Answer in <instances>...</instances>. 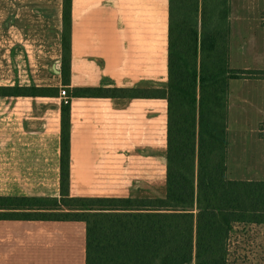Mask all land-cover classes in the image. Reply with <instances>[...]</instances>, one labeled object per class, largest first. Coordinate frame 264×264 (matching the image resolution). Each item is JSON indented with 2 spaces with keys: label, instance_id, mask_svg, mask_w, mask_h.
<instances>
[{
  "label": "crops",
  "instance_id": "1",
  "mask_svg": "<svg viewBox=\"0 0 264 264\" xmlns=\"http://www.w3.org/2000/svg\"><path fill=\"white\" fill-rule=\"evenodd\" d=\"M169 2L70 0L68 89L164 90ZM229 6V68L264 72V0ZM62 23L63 0H0V88H63ZM69 104L70 197L165 198L164 99ZM61 105L0 96V197H59ZM227 106V178L264 182V79L229 81ZM85 244L83 222L0 220V264H85Z\"/></svg>",
  "mask_w": 264,
  "mask_h": 264
},
{
  "label": "trees",
  "instance_id": "2",
  "mask_svg": "<svg viewBox=\"0 0 264 264\" xmlns=\"http://www.w3.org/2000/svg\"><path fill=\"white\" fill-rule=\"evenodd\" d=\"M223 32H205L206 0H170L168 84L164 90L73 88L71 98L164 99V199L72 198L70 104L61 105L60 195L0 197V220L83 222L85 264H228L235 226H264V182L227 178L228 83L264 79L229 68V0ZM70 0H63L61 77L70 86ZM200 27V30H199ZM204 30V31H203ZM56 88H0L5 97H55Z\"/></svg>",
  "mask_w": 264,
  "mask_h": 264
},
{
  "label": "rangeland",
  "instance_id": "3",
  "mask_svg": "<svg viewBox=\"0 0 264 264\" xmlns=\"http://www.w3.org/2000/svg\"><path fill=\"white\" fill-rule=\"evenodd\" d=\"M222 1L223 0H206V4L210 10H208V24L204 30L210 35L214 31L222 33L224 30L223 24L219 27V23L222 22L221 20L223 18L224 8L221 4ZM249 8H251L249 12L253 14L252 10H258L259 8L262 10L264 7ZM249 119L252 120L253 118ZM237 135L238 133L231 132L230 141L233 142L234 138H237ZM240 178L243 177L240 176ZM230 237L227 257L228 264H264V226H235Z\"/></svg>",
  "mask_w": 264,
  "mask_h": 264
},
{
  "label": "built area",
  "instance_id": "4",
  "mask_svg": "<svg viewBox=\"0 0 264 264\" xmlns=\"http://www.w3.org/2000/svg\"><path fill=\"white\" fill-rule=\"evenodd\" d=\"M68 88L63 87L59 90V97L64 105H67L70 103V98L68 97Z\"/></svg>",
  "mask_w": 264,
  "mask_h": 264
}]
</instances>
